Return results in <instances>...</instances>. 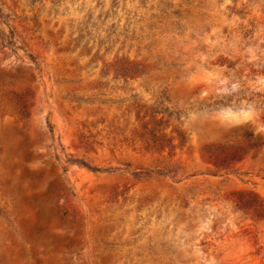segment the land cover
<instances>
[{"label":"rangeland","instance_id":"1","mask_svg":"<svg viewBox=\"0 0 264 264\" xmlns=\"http://www.w3.org/2000/svg\"><path fill=\"white\" fill-rule=\"evenodd\" d=\"M0 264H264V0H0Z\"/></svg>","mask_w":264,"mask_h":264}]
</instances>
